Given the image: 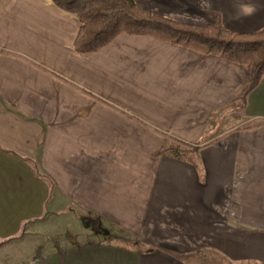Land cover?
I'll return each mask as SVG.
<instances>
[{
  "label": "crops",
  "instance_id": "0c3cea01",
  "mask_svg": "<svg viewBox=\"0 0 264 264\" xmlns=\"http://www.w3.org/2000/svg\"><path fill=\"white\" fill-rule=\"evenodd\" d=\"M134 2L181 23L264 27V0ZM240 3L256 13L230 20ZM78 31L52 0H0V240L46 208L77 210L133 247L108 235L18 264H197L170 252L264 263V77L241 109L238 65L126 34L78 55ZM169 137L195 150L167 157Z\"/></svg>",
  "mask_w": 264,
  "mask_h": 264
},
{
  "label": "trees",
  "instance_id": "16d2710c",
  "mask_svg": "<svg viewBox=\"0 0 264 264\" xmlns=\"http://www.w3.org/2000/svg\"><path fill=\"white\" fill-rule=\"evenodd\" d=\"M52 2L57 8L75 16L79 22V31L72 47L73 52L78 55L96 53L110 44L117 36L126 34L152 37L169 45L190 50L201 57H217L238 65L246 71L247 78L243 90L233 100V103H238L241 109L245 108L248 96L264 77V27L252 33H236L224 28L218 16L213 23L208 25L181 23L146 12L134 0H52ZM34 65L53 77L76 87L55 73ZM79 90L96 101L119 111L97 96ZM192 150L195 148L190 144L169 137L163 153L176 160H186ZM170 254L184 262L233 264L202 260L195 253L170 252Z\"/></svg>",
  "mask_w": 264,
  "mask_h": 264
},
{
  "label": "rangeland",
  "instance_id": "374dc122",
  "mask_svg": "<svg viewBox=\"0 0 264 264\" xmlns=\"http://www.w3.org/2000/svg\"><path fill=\"white\" fill-rule=\"evenodd\" d=\"M229 120L230 125L238 122L236 119ZM219 129H222V127H214L209 133ZM75 211L77 212V210ZM76 212L66 214L60 212L56 216H50L45 208L42 216L45 217L44 220L41 221L35 218L21 223L19 231L15 234V237L9 239V242H6L8 239L6 241L0 240V264L33 262L38 257L57 252L59 248H68L90 242H104L103 240L108 235L110 239L107 238V240L111 241L107 243L126 248L133 247V244L128 241L120 240V237L114 234L115 232L111 235H103L99 229L104 228L99 227L92 221H84L85 218L80 217L79 213Z\"/></svg>",
  "mask_w": 264,
  "mask_h": 264
},
{
  "label": "clouds",
  "instance_id": "9594fccd",
  "mask_svg": "<svg viewBox=\"0 0 264 264\" xmlns=\"http://www.w3.org/2000/svg\"><path fill=\"white\" fill-rule=\"evenodd\" d=\"M257 11V8L252 3H240L236 6L235 14L230 17V20H240L245 17H250L254 15Z\"/></svg>",
  "mask_w": 264,
  "mask_h": 264
}]
</instances>
